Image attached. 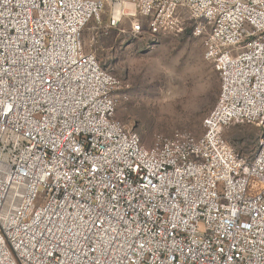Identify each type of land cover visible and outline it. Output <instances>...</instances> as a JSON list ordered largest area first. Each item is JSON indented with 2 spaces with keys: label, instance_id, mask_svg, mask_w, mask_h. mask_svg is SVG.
Masks as SVG:
<instances>
[{
  "label": "built area",
  "instance_id": "2783aa9c",
  "mask_svg": "<svg viewBox=\"0 0 264 264\" xmlns=\"http://www.w3.org/2000/svg\"><path fill=\"white\" fill-rule=\"evenodd\" d=\"M190 31L220 78L196 137L147 148L83 32ZM261 129L239 156L224 136ZM0 264H264V0H0Z\"/></svg>",
  "mask_w": 264,
  "mask_h": 264
},
{
  "label": "rangeland",
  "instance_id": "374dc122",
  "mask_svg": "<svg viewBox=\"0 0 264 264\" xmlns=\"http://www.w3.org/2000/svg\"><path fill=\"white\" fill-rule=\"evenodd\" d=\"M106 17L92 20L83 32L86 53L118 82L117 119L137 132L150 148L155 137L175 132L203 135V121L214 108L220 78L204 59V41L190 31L148 39L130 37L131 20L108 30ZM224 136L239 156L257 150L261 129L251 124L227 128Z\"/></svg>",
  "mask_w": 264,
  "mask_h": 264
}]
</instances>
